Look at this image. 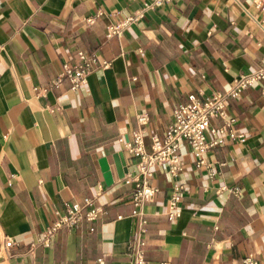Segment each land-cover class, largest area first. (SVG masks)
<instances>
[{
  "label": "crops",
  "instance_id": "1",
  "mask_svg": "<svg viewBox=\"0 0 264 264\" xmlns=\"http://www.w3.org/2000/svg\"><path fill=\"white\" fill-rule=\"evenodd\" d=\"M149 2L0 0V264H132L134 184L118 180L113 156L122 152L124 177L135 175L139 159L124 151L132 132L142 130L150 153L179 105L191 96L203 102L264 65V12L256 7L264 0H169L106 38L110 23ZM78 52L109 65L76 91L66 78L53 87ZM227 105L236 137L207 151L205 166H195L183 143L177 176L151 169L158 192L140 209L150 264H241L249 255L264 264V98L254 86ZM174 186L179 215L171 221ZM84 198L103 211L97 220L61 229L51 248H31L56 211Z\"/></svg>",
  "mask_w": 264,
  "mask_h": 264
},
{
  "label": "built area",
  "instance_id": "2",
  "mask_svg": "<svg viewBox=\"0 0 264 264\" xmlns=\"http://www.w3.org/2000/svg\"><path fill=\"white\" fill-rule=\"evenodd\" d=\"M168 1L150 0L149 3L144 4L142 10L136 11L119 22L110 23L106 28V38L120 37L126 29L143 18L146 11L161 6ZM256 7L264 12V7L260 3ZM103 15L102 11H98L95 15L85 19V24L92 26ZM77 57L78 61L76 63L64 62L62 64L61 73L51 82L53 87H60L63 78H66L70 83V91H76L86 84L88 76L94 69L106 68L109 65L106 61L100 60L97 55L87 56L83 52H78ZM254 86L260 87L261 95L264 98V65L254 72L236 77L224 92L215 93L203 102L191 96L188 103L179 105L173 111L172 122L163 136L151 139L150 153H147L144 149L142 130L132 132L130 140L124 143V151L133 158L139 159L137 173L121 179L124 184H134L132 192L134 210L132 216L138 220V232L135 240L128 246L133 255L132 264H150L144 258L143 239L147 222L140 209L143 205L152 203L158 192V189L149 183L152 176L151 169L164 166L169 175L177 176L183 167L180 156L183 143L190 147L196 160L195 166L197 168L205 166L203 156L207 151L223 144L226 139L236 137L232 130L235 118L228 113L227 101L229 99L239 100L247 89ZM215 117L222 120L220 127L211 124V120ZM147 122L148 117L146 115L138 117V123L141 127H144ZM179 190L180 187L174 186V193L168 203V219L171 221L179 215L177 212L180 201ZM232 191L237 195L239 194L237 189ZM102 214L101 208L95 207L93 200L88 198L65 204L64 211L55 212L56 219L40 234L37 241L31 245V248H51L56 234L61 229H75L83 219L92 222ZM11 245L10 240L5 241V247ZM241 264L260 263L249 255L241 261Z\"/></svg>",
  "mask_w": 264,
  "mask_h": 264
},
{
  "label": "water",
  "instance_id": "3",
  "mask_svg": "<svg viewBox=\"0 0 264 264\" xmlns=\"http://www.w3.org/2000/svg\"><path fill=\"white\" fill-rule=\"evenodd\" d=\"M113 160H114L117 178H118V180H121L124 177L123 168L126 166V162H125L123 153L122 152L116 153L113 156ZM100 166H101V170L103 172L105 184L107 186H111L113 184V180L111 177V173L109 172V167L106 164V161L104 159L100 161Z\"/></svg>",
  "mask_w": 264,
  "mask_h": 264
}]
</instances>
